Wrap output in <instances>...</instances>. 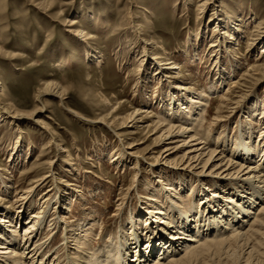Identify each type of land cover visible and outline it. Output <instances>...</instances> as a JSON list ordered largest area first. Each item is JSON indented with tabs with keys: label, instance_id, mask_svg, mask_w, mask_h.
I'll list each match as a JSON object with an SVG mask.
<instances>
[{
	"label": "rangeland",
	"instance_id": "1",
	"mask_svg": "<svg viewBox=\"0 0 264 264\" xmlns=\"http://www.w3.org/2000/svg\"><path fill=\"white\" fill-rule=\"evenodd\" d=\"M4 14L5 20L1 19ZM263 20L264 0H0L1 86L16 105H29L19 107L23 115L16 123L0 121V174L10 187L5 193L0 185L1 209H11L12 213L18 210L29 178L32 180L37 174L34 170L40 171L39 176L50 172L52 177L36 193V202L28 211L30 217L42 210L40 197L47 189L53 190L49 193L51 196L56 193L55 189L66 195L62 204L51 203V213L40 231V238L42 241L48 239V231L55 226L49 229L48 221L52 220L53 224L58 214L69 222L68 229L88 218L84 225L95 226L89 245L97 248L111 238L109 231H116L119 223L114 213L122 208L121 215L125 220L128 213L139 209L135 192L127 191L136 186L137 178H140L138 192L145 187L140 186L141 183L155 186L160 192L162 186L172 187L174 192L185 194L184 201L189 202L192 197L195 202L199 201L203 194L197 192L196 183L171 184L170 179L175 178L171 173L151 170L150 164L156 162L153 158L161 152L160 146L152 145L155 136L149 137L150 133L144 129L153 117L139 124L140 129L143 128L136 132L137 135L127 138L122 135V139L116 138L115 132L107 126L95 122V118L111 112L117 101L125 104V108L117 109L120 116L132 110L147 109L152 111L150 115L155 119L159 118L160 109L154 102L163 98L169 86L173 87L172 91H178L175 85L182 84L190 90L182 93H186L187 99L191 98V105H198L201 90L210 95L206 107H202L207 110L203 128L198 130H202V137L210 135L214 142L219 135L221 142L225 139L226 143L233 144L231 140L237 134L239 122L253 116L251 103L260 99L258 105L264 108V74L260 75L263 81L257 86L249 84L248 79L249 85L225 93L230 80H241L251 65L256 66L255 58L264 47V37L257 39V30L262 29L255 26ZM67 22L74 26L69 27ZM133 22L138 26L136 33L130 31ZM232 28H238V38L228 40L227 31ZM78 29L94 38L87 40L80 35L78 38L82 40L75 38L74 32ZM84 40L96 50L97 58H87L88 44L81 45ZM213 42L217 48L210 49ZM221 43H227V53L223 54L226 50ZM219 47L225 68L223 73L227 75L222 86L211 92L208 91L209 84L219 76L213 66ZM144 48L148 61L142 57ZM167 55L175 59L179 69L165 71L159 82L153 61L160 60L165 64L163 60ZM232 61L239 64L232 67L234 72L230 70ZM51 82L66 89L63 104L58 96L41 93L45 84ZM220 94L229 95L235 106L217 109ZM100 96L108 98L111 105L107 107L100 103ZM35 110L38 111L32 115ZM39 120L41 124L35 123ZM212 120L214 124L210 125ZM258 121H262V117H258ZM130 126L131 123L122 134H127ZM51 134L56 136L48 146ZM259 134L255 129L254 141ZM18 139L20 142L16 143ZM133 141L137 144L130 151L139 157L136 165L133 158L125 168L116 165L114 157H119L118 153ZM221 142L218 147L222 146ZM59 143L61 150L56 147ZM14 152L17 154L12 161ZM29 170L33 175L28 178L24 174ZM159 172L163 173L161 185L156 182ZM141 173L143 177H140ZM67 204L70 212L63 215L58 207ZM0 217L4 219L6 215ZM27 217L25 212L23 221ZM97 222L102 225L100 228ZM63 229L58 226L52 234L55 235L51 242L52 258L56 250H62ZM102 229L106 232L101 234ZM62 254L63 251L57 256Z\"/></svg>",
	"mask_w": 264,
	"mask_h": 264
},
{
	"label": "bare ground",
	"instance_id": "2",
	"mask_svg": "<svg viewBox=\"0 0 264 264\" xmlns=\"http://www.w3.org/2000/svg\"><path fill=\"white\" fill-rule=\"evenodd\" d=\"M204 4L205 2L201 6ZM1 19L5 20L6 15H1ZM67 23L69 27L74 26L72 22ZM135 27L138 28L133 22L130 31L136 33L138 30ZM255 27L262 29L257 30L259 32L257 39L264 37V20ZM231 30L227 31L229 34L227 39L235 40L238 38L239 30L238 28ZM74 33L75 38L79 40H82V38H78L80 36L87 40L94 38L90 33H85L80 29ZM214 42L210 49L217 48ZM84 43L88 44L85 49L86 53L84 52L87 58H97L96 50L92 49L87 41H81V45ZM221 46L226 50L223 54L227 53V43H221ZM260 51V55L255 58L256 66L251 65L241 80H230L231 84L225 93L245 87L248 79V83L255 86L263 81L261 76L264 74V47ZM209 52L212 54V50ZM221 55L220 48L214 56L216 59L212 60L214 69L219 71H216L219 76L214 78V81L210 80L208 91L211 92L218 86H222L225 75H227V73H223L225 68L222 67ZM6 56L8 57V55ZM9 57L14 58L13 56ZM142 57L148 61L149 56L146 48H144ZM173 59L167 55L163 60L165 64L160 60H158L159 62L153 61L155 75L159 76L157 77L159 82L161 77H164L165 71L167 73L178 71V64ZM237 65L239 64L232 61L230 70ZM175 87L178 91H172L173 87L169 86L163 98L154 102V106L156 105L160 109L159 118L155 119V116L150 115L152 111L148 112L147 109L132 110L124 116H120L117 109L119 111V109L125 108V104L117 101L116 105L111 108V112L105 116L99 114L95 118V122L107 126L115 132L116 138L122 139L123 136L127 138L137 135L136 132L143 128L140 129L141 125L139 124L145 123L144 119L153 117L144 129L150 133L149 137L155 136L152 145L160 146L161 152L158 157L153 158L156 162L150 164L151 170L171 173L175 177L170 179L171 184L176 182L182 185L196 183L197 192L200 195L203 194V197L197 202L192 197L193 200L188 202L184 201L185 194L174 192L172 187L162 186V194L155 186L144 183H141L140 186L145 185V187L141 189V192H138L140 178H137L136 186L127 191L128 193L135 192L136 204L137 206L139 204V209L128 213L125 220L122 219V208L114 213L113 216L119 224L116 231L108 232L111 238L109 237L100 247L90 248L89 241L93 237L95 226L92 224L90 227L89 222L84 225L85 221L89 220L88 218H84L76 227L68 229L66 225L69 222L64 221L65 218L59 214L53 224L52 220L48 221L49 229L55 226L48 231V237H46L48 239L42 241L40 231L43 230L46 218L51 213L50 205L53 201V204H57L56 201L60 204L66 193L55 189L56 193L54 192L51 196L49 193L52 194L53 190L47 189L40 197L42 210L39 213H33L34 215L30 217L31 213L28 211L36 202L34 200L36 193L52 175H49L50 172H45L39 176L40 171L36 169L34 173L37 174L30 180L29 177L33 171L29 170L24 174L26 177L29 176L28 187L24 189V197L20 200L18 210H14V213L11 209L2 210V203H0V215H6L4 219L0 217V264H264V108L258 105L261 100H254L251 103L253 116L239 122L240 126L235 138L230 139L233 144L226 143L225 139L221 142L219 135L213 142L210 135L202 137V130L198 131L203 128L207 110H203L202 107H206L210 95L201 90L202 93L197 101L198 105H191V98L187 99L186 93H182L190 91L189 88L182 84H177ZM3 91L0 82V121L12 125L23 115L20 113L19 107H28L29 105L26 103L16 105ZM41 93L58 96L59 102L62 104L63 98L67 94L64 87L52 82L45 84ZM99 102L107 107L111 105V101L104 96L99 97ZM218 102H220L217 108L219 110L234 105L227 94H220ZM39 105L40 109H43L40 103ZM144 107L146 108V106ZM36 111L38 110H35L32 115ZM74 115L78 117L77 114ZM256 116L262 117V121H258V117L254 119ZM216 118L213 120L215 121ZM213 120L209 123L210 125L214 124ZM35 123L41 124L40 120ZM129 123L132 128L129 132L126 131L127 134H122L125 132L123 129H126ZM41 128L45 129L46 125H41ZM255 129L259 130L260 134L254 141ZM208 130L210 131V129ZM54 136L56 135H50L48 146ZM18 142H20L19 139L16 143ZM218 142L222 143L221 147H218ZM136 144L135 141L128 143L129 146L118 153L119 157L112 156V158L114 157L113 161H117L116 165H120V167L124 165L125 168L130 163V158L134 159L136 165L139 157L130 151ZM56 147L57 150L62 149L60 143L56 144ZM153 150L152 155L155 152ZM17 153L19 152L17 151ZM17 153L13 155L12 161ZM51 164L52 162L49 163V165ZM142 175L141 173L140 177H143ZM161 175L163 173L156 177L159 179L156 181L159 185H161ZM0 185L5 193L9 192L10 187H7L1 174ZM217 197L218 199H215ZM14 202L17 204L16 201ZM23 206H26L25 209ZM65 206L59 205L58 207L59 212L63 215L70 212L68 204ZM24 211L28 216L26 221H23ZM91 219L93 220V218ZM97 225L98 228L102 226L100 222ZM58 226L64 228L61 237L64 243L62 250H56L54 252L56 254L52 258L51 242L55 240V235L52 234ZM86 226L89 227L86 229ZM19 228L21 230H18ZM104 231L106 232L102 229L101 234ZM79 232L81 234H78ZM98 235L100 236V233ZM98 235L96 236L98 237ZM69 244H72L70 248H68ZM62 251V256H57Z\"/></svg>",
	"mask_w": 264,
	"mask_h": 264
}]
</instances>
